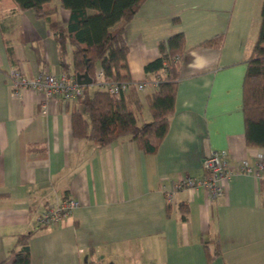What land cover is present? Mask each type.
Segmentation results:
<instances>
[{"label":"crops","instance_id":"obj_1","mask_svg":"<svg viewBox=\"0 0 264 264\" xmlns=\"http://www.w3.org/2000/svg\"><path fill=\"white\" fill-rule=\"evenodd\" d=\"M261 3L146 0L128 22L135 84L125 93L142 101L139 123L152 119L146 95L158 82L145 65L159 56L161 40L186 36L169 130L157 152L147 154L128 136L105 146L76 137V99L51 102L42 112L41 93L14 92L13 69L29 78L62 73L59 50L48 20L17 0H0V262L20 233L32 231L31 264H264V169L240 168L244 160L256 167L264 152L246 144L243 112L246 60L258 36ZM70 13L59 5V27ZM221 34V45L217 39L201 44ZM214 150L226 151L232 171L222 194L184 188L169 200L163 184L203 177V159ZM67 197L80 205L61 223L40 226L39 215ZM208 239H218L222 251L211 262Z\"/></svg>","mask_w":264,"mask_h":264},{"label":"trees","instance_id":"obj_2","mask_svg":"<svg viewBox=\"0 0 264 264\" xmlns=\"http://www.w3.org/2000/svg\"><path fill=\"white\" fill-rule=\"evenodd\" d=\"M53 1L17 0L21 9H33L37 16L49 21L58 44L62 73L77 77L78 73L88 72L97 82L96 73L98 67H102L107 79L131 80L126 26L146 0H59V5L71 12L65 27L57 24L55 15L59 5ZM260 13L258 36L246 60L243 80L245 138L250 147H264V0ZM214 39L221 45L224 35L204 40L201 44L212 45ZM186 50L185 33L177 32L159 42V56L145 65L146 72L155 75L158 81L157 88L146 95L151 121H138L143 105L140 98L130 100L125 92L112 94L101 86L92 95L84 92L77 100V106L74 105V135L94 140L100 146L128 136L136 140L145 153H156L176 108L180 63ZM37 52L38 59L44 60L41 51L38 49ZM181 211L185 217L186 204L181 205ZM31 236L32 231L20 233L10 255L0 264H6L11 257L13 264H31ZM204 246L208 262L222 253L218 239L205 240Z\"/></svg>","mask_w":264,"mask_h":264},{"label":"built area","instance_id":"obj_3","mask_svg":"<svg viewBox=\"0 0 264 264\" xmlns=\"http://www.w3.org/2000/svg\"><path fill=\"white\" fill-rule=\"evenodd\" d=\"M10 80L14 86V92L20 94L23 89L36 90L42 94L41 110L46 112L50 103L59 101L79 100L84 95V85H82L76 76L66 73H51L40 71L35 77L29 78L22 71L13 69L10 73ZM97 82L106 88L112 94L126 92L135 82L113 81L105 77L102 67H99L96 73ZM138 88H144V83H137ZM203 168L206 175L203 177H187L175 181L171 186L163 184V189L171 200L176 190L184 188H204L208 190L212 197H217L223 192L224 183L231 177L232 171L228 169L226 151L214 150L203 159ZM240 168L242 171L259 174L264 169V152L257 156L256 167L250 165L244 160ZM80 205V201L75 197H67L59 202L50 204L38 217V223L42 225H57L66 217L70 216L75 208Z\"/></svg>","mask_w":264,"mask_h":264},{"label":"water","instance_id":"obj_4","mask_svg":"<svg viewBox=\"0 0 264 264\" xmlns=\"http://www.w3.org/2000/svg\"><path fill=\"white\" fill-rule=\"evenodd\" d=\"M77 79L84 86H88L89 84L93 83V78L91 77V75L88 72L78 73Z\"/></svg>","mask_w":264,"mask_h":264},{"label":"rangeland","instance_id":"obj_5","mask_svg":"<svg viewBox=\"0 0 264 264\" xmlns=\"http://www.w3.org/2000/svg\"><path fill=\"white\" fill-rule=\"evenodd\" d=\"M55 2L58 3L59 0H55ZM99 87H101V85H100L98 82H96V83H92V84H90L88 87H85V89L87 90V93H88L89 95H92L93 92H94L97 88H99ZM138 118H139V120L142 119V117H141L140 114L138 115Z\"/></svg>","mask_w":264,"mask_h":264}]
</instances>
